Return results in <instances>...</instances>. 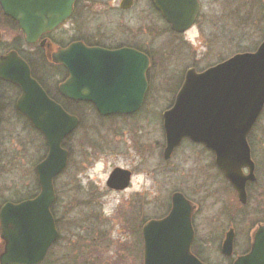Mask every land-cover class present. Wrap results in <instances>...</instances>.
<instances>
[{
    "label": "rangeland",
    "instance_id": "1",
    "mask_svg": "<svg viewBox=\"0 0 264 264\" xmlns=\"http://www.w3.org/2000/svg\"><path fill=\"white\" fill-rule=\"evenodd\" d=\"M120 2L78 0L73 17L51 35L57 45L94 41L105 46L133 47L152 57V86L142 112L135 117L99 119L89 107L67 105L77 113L81 125L63 142L70 154L69 161L54 180V188L66 209L62 247L58 251L61 258L53 264H141L132 249L131 236H127L122 226L123 199L135 192H140L145 221L168 213L173 192L188 193L198 206L194 217L196 240L199 242L208 235L209 255L216 251L209 232L220 227L214 220L222 217L225 221L230 213L226 194L221 201V181L208 162L210 154L207 156L198 146L183 143L170 160L163 159L161 115L170 106L187 69L202 72L235 54L257 49L264 38L260 0H220L213 5L207 1L203 16L216 15L217 23L204 24L187 33L171 31L153 13L148 0H134L127 11L120 9ZM0 29L5 47L9 38L20 39L21 35L2 16ZM15 47L30 63L32 73L45 83L49 94L56 96L55 87L61 78L51 77L57 70L35 47L22 42ZM17 97L16 90L0 85V204L38 193L34 168L44 159L47 149L43 138L16 112ZM249 136L253 138L256 157L263 160L264 110ZM207 163L204 178L201 172ZM115 168L133 169L136 174L133 187L126 194L106 187ZM258 176L264 183V172ZM205 185L207 193L203 190ZM250 223L243 220L237 227L243 231ZM77 245L94 247L79 252L82 246ZM214 257H220V253Z\"/></svg>",
    "mask_w": 264,
    "mask_h": 264
},
{
    "label": "water",
    "instance_id": "2",
    "mask_svg": "<svg viewBox=\"0 0 264 264\" xmlns=\"http://www.w3.org/2000/svg\"><path fill=\"white\" fill-rule=\"evenodd\" d=\"M176 33H185L199 10L197 0H149ZM75 0H0L3 14L17 23L25 42L33 44L67 21ZM133 0H122L128 10ZM46 58L61 65L67 78L58 92L72 101L92 103L102 116L131 114L142 105L147 91L148 57L135 49L108 50L72 42L51 52L45 40ZM0 79L19 89L16 110L25 116L45 139L47 155L36 167L39 193L18 204L0 209V264H39L57 232L50 214L55 194L53 180L65 169L67 151L62 142L78 126L32 78L27 63L14 51L0 57ZM264 108V39L252 53H238L197 72L185 73L173 106L162 115L165 135L164 159L184 140L204 144L215 155L224 177L242 199L247 181L253 180L254 164L247 137ZM249 174L244 176L242 169ZM130 173L115 168L107 186L123 190ZM194 206L181 194L173 195L165 217L143 227V264H204L190 251L193 240L191 215ZM251 252L234 264H264V228L255 235ZM229 233L224 251L232 247Z\"/></svg>",
    "mask_w": 264,
    "mask_h": 264
},
{
    "label": "flooded vegetation",
    "instance_id": "3",
    "mask_svg": "<svg viewBox=\"0 0 264 264\" xmlns=\"http://www.w3.org/2000/svg\"><path fill=\"white\" fill-rule=\"evenodd\" d=\"M77 1L78 0L75 1L73 13H72L70 19L73 17L74 12L76 11ZM207 1H208V3H207ZM209 1L210 0H197L198 5H199V10H198V13L196 15V18H195V21H194V24H193V27L191 30H193L195 27L201 28V27H203L204 24L205 25L206 24H212L213 25L214 23L215 24L217 23L218 19H217L216 15L206 16V17L203 16L204 15L203 9H204V6L206 3L213 5L220 0H215V1L211 0L210 1L211 3ZM255 1H257V0H255ZM260 2H261L262 12H263V16L261 15V18L264 22V0H260ZM133 3H134V0H133ZM150 6H151L153 13L161 21H163L165 23V21L162 19L161 15H160V13L157 12L151 4H150ZM0 16H2V18H4V20H6L10 24H12L13 30L18 32L19 35H21L20 39H17L14 37L9 38L10 40L7 41V43H6V44H8V47H5V45L3 44V42H4L3 31L0 29V57L11 52V51L17 52L27 62V64L29 65V67L31 69L30 63L23 57V55L21 54V51L15 47L17 44L22 42L26 46L35 47L38 54L40 56L44 57V59L46 58V56H45L46 51H45V48L41 46V42L43 40L46 41L51 52L56 51L58 48H64L66 45H68V44L57 45L56 43H53L52 39H51V35L55 31L59 30L64 24H66L67 21L63 25H61L60 27L55 29L54 31L43 35L39 40H37V42H35L33 44H28L25 42L24 36H23L22 32L18 29L17 24L15 22H13L12 20L9 21V19L3 15L1 10H0ZM165 24L170 29L169 25L167 23H165ZM83 42L87 46L100 47V48L109 49V50H116V49H120V48H126V47L128 48L129 47V46H124V45H122V46H105L103 44H100L99 42H94V41L91 43H87L86 41H83ZM129 48H133V47H129ZM133 49H136V48H133ZM136 50H138V49H136ZM144 54L148 57V60H149V68L146 72L147 91H146V95L144 97V100H143L141 107L134 113L126 114V115L102 116L97 112V110L95 109V107L92 103L71 101V100L65 99L62 95H60L58 93V86H59V84H61L62 82H64L66 80L67 72L65 71V69L62 66L55 65V64L48 62L49 65H51L53 68H55V70H57V72L54 75H52L51 78L56 79V80L58 77L61 78L59 83L55 87V93L58 94L63 101L67 102L66 104L68 106H73L75 108L79 107V106H86V107L91 108L98 115L99 119L135 117L136 115H138L139 113L142 112V109H143L144 105L146 104V97L148 95L149 89L152 86V82H151L152 79H151V75H150V71H151V67H152V57L150 54H146V53H144ZM46 60H47V58H46ZM31 75L39 83V85L44 89V91L50 96L49 90H48L47 86L45 85V83L42 80H40V78H37L32 73V70H31ZM183 79H184V76H183ZM181 84H180L178 90L180 89ZM0 85H6V86L13 88L14 90H16L18 92V95H19L18 88L13 86L12 84L5 82V81L0 79ZM178 90L176 91L170 106L165 111L169 110L173 106V103L175 101V97H176ZM68 102H70V103H68ZM14 107H15V104H14ZM64 109L68 114L75 116L79 120L78 126L73 131V133H74L80 127L81 121H80L79 117L76 115L77 114L76 112L70 111L69 108H64ZM162 114H163V112H162ZM249 135L247 137V142H248V145L250 148V157H251V160L254 164V171H253L254 179L247 181L245 183V187H244L245 196H243L242 199L239 198V195L236 192V190L233 188V186L230 184V182L224 177V174L217 167L216 162H215L214 153L212 151H210L204 144L192 142L188 139H185L174 149V151L172 152V154L169 156L168 159H164V150H163L162 157L165 161L170 160L171 157L173 156V154L176 152V150L183 143H187V144L193 145V146H198L199 149L202 152L206 153L207 156H209V154H210V156L212 158H209L208 162H210L211 168L214 170L216 175L219 177V180L221 181L220 182L221 193H222V195H221L222 200L221 201H223L224 195L226 194V199H227V201L230 202L229 204H227V205H229L228 209L230 211V213H228V218L225 219V221H224V218H222V217L215 218L216 220H214L216 223L220 224V227L217 228L216 230H214V231H219V233H213L214 231H212V230L209 232L210 236L212 238L211 242L213 245L215 244V247H216V251H215L216 255H217V253H220V257L217 258V257H214L215 253L210 254V255L208 254L209 250L207 247L210 244V242L208 243V241L206 239V237L208 235L206 237H204L203 239H201V241H199V242L196 240V228L194 225V217H195V214L198 212L197 204L194 203L192 201L190 195H188V193H186L184 191H178V192L172 193V196H171L170 202H169L170 208H171V199H172L173 195H175V194H181L187 201H189L194 206L193 213L191 215V225L193 228V234L194 235H193V240H192V243L190 246V251L199 261H201L204 264H211V262L220 263V264H234V262L238 258L245 256L251 252L253 245L255 243V237H256L255 235L258 233V231L260 229L264 228V183L259 181L260 177L258 176V174H260V172H264V159L260 160L259 158L256 157V154H255L256 151L254 148L255 145L253 142V138H251ZM163 139H164V149H165L166 143H165L164 133H163ZM66 151L68 153V158H67V164H68L70 154H69L68 150H66ZM207 166H208V163H207V165H204L203 170L201 172L204 178H207V170H208ZM122 169H124L130 173L128 186L123 190H114V189L109 188L107 186V182H106V187L110 191L119 192L121 194H126L130 189H132V187H133L132 181H133L136 174H135L133 169H130V170L125 169V168H122ZM242 174L244 176L248 175L249 174L248 169L243 168ZM202 184H204L203 181L201 182V186H202ZM203 190L207 193V186L206 185L203 186ZM218 192H219V190H218ZM54 193H55V198H54L52 204L50 205L49 210H50V214L53 218V222L55 225L57 236H56V239L53 242V244L49 247L45 258L39 264H53L54 260L58 261V258H61V256L58 254L59 253L58 251L60 250V247H62V244H61L62 234H61V232H62L63 221H64L63 212L66 209V207H65V202H63V198L58 196V193L55 190V188H54ZM139 194H140V192H135L133 194V196L130 195L129 198L123 199L124 200L123 203L125 204V207H124V219L122 221V226L125 228L124 231L127 233V236H131L132 247H133L132 249L137 254L136 257L140 258L139 259L140 263L143 264V251H144L143 227L145 226V224L148 221L158 220V219L163 218L164 216L161 218H159V217L155 218L154 217V218L148 219L146 221L143 220L144 215L142 213V204H140L142 199L140 198ZM34 197L35 196L30 197V198L29 197L23 198V199L19 198L16 200L5 201L2 204H0V209L2 208V206L5 203L18 204V203H21L23 201L33 199ZM86 203H88V202H86ZM78 204H80V203H78ZM170 208H169V210H170ZM246 209H248V210H246ZM243 220L251 221V223L247 229L244 228L243 231H239L237 226H239L241 224V221H243ZM202 230H205V229H202ZM205 232H208V231L205 230ZM229 233H231L233 239H232L231 251L229 253H227L226 251H224V242H225L226 237ZM77 246H82L81 251H79V252H86L87 248L91 249L94 247V246L92 247L91 245H77ZM2 247L3 246H2V243L0 240V249ZM196 248L198 249V251L196 250ZM206 256L208 258H206ZM215 260H216V262H215Z\"/></svg>",
    "mask_w": 264,
    "mask_h": 264
},
{
    "label": "trees",
    "instance_id": "4",
    "mask_svg": "<svg viewBox=\"0 0 264 264\" xmlns=\"http://www.w3.org/2000/svg\"><path fill=\"white\" fill-rule=\"evenodd\" d=\"M10 21V20H9ZM61 70V69H60ZM59 70V71H60ZM50 98H52L54 101H56L57 103H59V104H61L64 108H68L67 107V102H65V101H63L62 99H61V97L58 95V94H56V96L54 95V96H52V95H50ZM68 103H70V102H68ZM18 115L21 117V118H23L24 119V121L26 122V124H28L29 125V127L33 130V131H35L33 128H32V126L29 124V122L22 116V115H20L19 113H18ZM36 132V131H35ZM38 133V132H37Z\"/></svg>",
    "mask_w": 264,
    "mask_h": 264
}]
</instances>
